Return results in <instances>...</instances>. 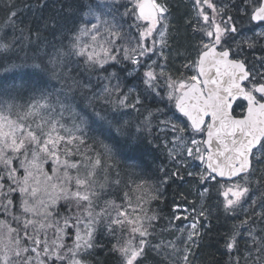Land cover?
<instances>
[{"label":"snow or ice","instance_id":"snow-or-ice-1","mask_svg":"<svg viewBox=\"0 0 264 264\" xmlns=\"http://www.w3.org/2000/svg\"><path fill=\"white\" fill-rule=\"evenodd\" d=\"M194 8L193 31L201 39L196 57L183 65L194 73L190 76L177 79L167 70L166 0H99L87 5L65 37L67 45H53L48 54L52 74L63 82L60 89L33 90L27 99L6 89L0 95V264H91L87 257L101 247L99 232L111 237L109 251L119 264H143L149 249L165 264H191L192 247L199 246L201 228L207 227L201 218L210 223L213 215V205L205 203L212 191L215 207L239 221L225 244L229 264H264V55L254 62L243 55L244 45L253 49L256 38L264 39V31H255L264 27V0H239L231 8L217 0H194ZM16 15L10 10L5 26ZM242 17L252 37L241 35ZM25 39L0 34V53ZM69 63L89 77L107 73L98 77L107 83L86 107L77 102L80 85L71 78ZM117 65L142 91L123 90L120 73L109 72ZM148 98L165 107L144 108L135 133L127 121L109 119L93 103L140 112ZM153 120L172 136L164 141L177 166L171 175L183 179L181 170L190 169L188 177L202 186L192 222L177 227L180 236L156 244L150 237L158 217L146 207L157 198L150 181L125 177L121 170L122 142L151 135ZM117 190L120 202L111 196ZM255 191L259 198H253Z\"/></svg>","mask_w":264,"mask_h":264},{"label":"trees","instance_id":"trees-1","mask_svg":"<svg viewBox=\"0 0 264 264\" xmlns=\"http://www.w3.org/2000/svg\"><path fill=\"white\" fill-rule=\"evenodd\" d=\"M5 5H9V8H6ZM10 10H14L17 15L13 18L14 23L5 26ZM85 11L87 8H84L83 0H0V29H2L0 34L7 33L10 37L14 35L17 38L21 36L28 38L22 41V46L16 47L13 51L0 53V95H3L6 89L8 95L19 94L27 99L33 90L44 89L48 92H55L60 89L63 82L52 74L51 65L48 64V54L52 53L53 45L57 47L61 44L67 45L65 37L69 36L74 26L79 24ZM35 65H40V67L37 68ZM68 68L71 78L78 81L80 85L75 87L77 102L82 107H86L93 95H90L85 85H89L90 81L105 73L92 74L89 77L87 73L82 74L81 69L74 63H69ZM36 94L38 95L39 92L37 91ZM93 103L97 110L107 115L109 119L116 117L122 122L127 121L133 133L146 115L144 108L154 111L156 108L165 107L164 103L151 102L147 104L148 106L143 105L137 116H127L123 114L122 107L104 105L102 101L95 100ZM88 111L91 112L92 109L88 108ZM156 138V134L153 135V132L151 135L144 132L139 136V139L128 143L122 142L123 158L121 160V170L125 177L128 175H132L133 178L142 176L150 181V186L153 188L152 195L157 198L152 199L150 205H146V207L149 208L150 215L155 214L158 217L154 222L155 231L159 225L161 227L165 224L163 219L176 202L180 198L185 199V196L179 195L182 184L178 183L177 179H166V176L170 177L167 169L161 171L160 163H164L165 158L162 153V145ZM150 140L153 142L149 143ZM125 164H133L136 167L127 169ZM252 196L259 198L261 192L255 191ZM216 199L215 191H212L210 199L207 201L215 202ZM221 209L213 210L215 218L210 220L203 242L206 247L202 253L198 251L197 264H229L230 257H228L229 253L225 247L227 239L222 240V238L224 233L227 237L231 234L234 224L229 222L224 228L220 222L225 213ZM97 240L101 247L96 250L94 256L87 258L91 264H119L118 256L109 251L113 242L111 238H108L106 233L99 232ZM222 241L224 242L223 246H221ZM220 247L224 248L228 256L219 257L217 255V251H219L217 248Z\"/></svg>","mask_w":264,"mask_h":264},{"label":"rangeland","instance_id":"rangeland-1","mask_svg":"<svg viewBox=\"0 0 264 264\" xmlns=\"http://www.w3.org/2000/svg\"><path fill=\"white\" fill-rule=\"evenodd\" d=\"M84 1V8H87V5L89 4H97L99 0H83ZM168 7H169V30H168V36H167V47L164 48V52L167 55V70L177 79L190 76L194 73L187 71L183 65L188 63L190 60L194 59L196 57V50L198 43L201 39V34L199 32L193 31V25L195 24V16H196V10L194 8V0H166ZM218 3L227 4L229 8L233 4H239V0H217ZM123 11V9H121ZM231 14L234 17L239 18L238 13L236 11H232ZM191 21V23H189ZM238 28L241 30V35H246L248 37L253 36V32L249 31V28L251 27L248 24L247 17H242V23H238ZM256 32L264 31V27H256ZM84 39H87L85 37ZM236 39H240V36H236ZM257 39V45L253 49H248L246 45H244V53L243 55L247 57L249 62H254L256 57H259L261 55H264V39L256 38ZM159 47V45H157ZM151 55V54H150ZM153 59H157L156 56H153ZM159 62H163L162 58ZM107 67V65H106ZM120 67L117 65L114 68H109L112 70H109V72L117 71L120 73L121 76V84L123 87V90L126 92L129 88H139L141 91L143 89V86L139 84L138 80L133 78L132 76H127L126 72H120ZM104 75H107L105 73ZM98 76V75H97ZM103 76V75H101ZM107 81L100 80L99 78H95L94 80L90 81V86L87 87L89 90L90 95H93L94 93H99L103 85L106 84ZM113 84L116 83L115 80L112 81ZM136 92L133 91L130 95L129 102H131L135 98ZM116 99L115 95H113L112 99ZM143 99V97H142ZM151 102H157L155 99L151 100L150 98L146 99L144 101V105L148 106L147 104ZM155 105V104H154ZM141 107V106H138ZM123 114L127 116H137L139 112L131 109V108H123ZM178 115V114H177ZM153 135L156 134V140L160 142L162 145V153L164 154V163H160L161 168L167 169V173L170 177L167 179H177L178 183H181L182 186L179 189V195L185 196V199L183 200L180 198L178 202L171 208L169 214L164 217V223L161 227L160 225L157 227V230L155 231V235L153 237H150V240L153 244L158 243L161 240L168 241L173 240L175 237L180 236L181 233L178 232L176 229L177 227L183 228L185 225H189L193 217L197 215L196 212H193L192 209L196 208L197 211L199 210V206L201 203L199 192L201 191V185L198 182V178H190L187 175V172L190 169L184 168L181 170L180 175L183 176V179H180L176 176H172L171 173L176 171V165L174 162L169 161L167 156V150L164 148V141L165 140H171L172 136L171 133H168L167 135L163 132H160L159 128L157 127L158 121L153 120ZM197 139H201L200 136L196 137ZM196 164H199V161L194 162ZM198 170V169H197ZM167 181V180H166ZM214 192V191H213ZM183 193V194H182ZM185 194V195H184ZM112 198H115L117 202H120V197L122 195V192L117 190L114 193L111 194ZM178 195V198H179ZM216 196V194H215ZM222 199V198H221ZM206 204L213 205V210L217 207H215V202L212 200V202L205 201ZM247 207V205H245ZM222 208V207H220ZM222 210V209H221ZM179 217V219H176V217ZM187 217V219H185ZM215 218V214L213 212V215L211 216V219ZM241 218H243V215L241 214ZM236 224L239 223V221L235 217H229L228 215H222L221 218V224L224 226V228L227 227L228 223ZM207 223V227L201 228V236L199 239V246L198 247H192V253L193 255L189 257L191 264H197V260L199 257V252H203L204 247V238L207 235V230L209 228V223L203 221L201 218V224L204 225ZM189 229H185V232L183 235L187 236V231ZM107 235V234H106ZM108 238H111L108 236ZM228 239L226 233L223 234L222 240ZM224 242H221V246H223ZM241 247H243V244H241ZM219 251H217V255L222 256L226 255V251L224 248H217ZM199 251V252H198ZM229 257V256H228ZM89 258V257H87ZM119 258V257H118ZM143 264H165V262L158 257L152 250H147L146 255L143 258Z\"/></svg>","mask_w":264,"mask_h":264}]
</instances>
